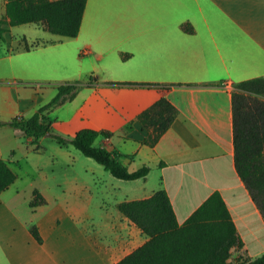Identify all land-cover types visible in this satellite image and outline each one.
Masks as SVG:
<instances>
[{
  "label": "crops",
  "instance_id": "crops-1",
  "mask_svg": "<svg viewBox=\"0 0 264 264\" xmlns=\"http://www.w3.org/2000/svg\"><path fill=\"white\" fill-rule=\"evenodd\" d=\"M5 3L0 0V19ZM184 23L193 32L183 30ZM26 25L31 24L9 27L5 42L0 40V120L31 117L58 85L96 74L72 101L49 111L53 132L72 137L81 129L109 131L111 136H99L96 144L130 171L149 166L150 172L131 181L136 194L114 203L96 192L94 198L78 177L59 185L57 193L49 186L14 188L17 177L0 194V264H116L148 240L118 203L160 189L179 225L219 193L243 242L233 257L264 254L263 215L235 169L232 106L236 84L264 77V0H87L75 38L52 34L33 40L19 28ZM23 38L40 45L24 50ZM110 83L126 85L113 90ZM128 84L168 88L165 96L177 114L154 147L143 143L149 131L137 117L161 94L155 87ZM3 133L15 146L4 149ZM39 142L0 127V159L13 170L12 164L41 153ZM59 147L57 155L75 173L76 154ZM153 174L156 182H150ZM35 189L46 203L31 207Z\"/></svg>",
  "mask_w": 264,
  "mask_h": 264
},
{
  "label": "trees",
  "instance_id": "trees-1",
  "mask_svg": "<svg viewBox=\"0 0 264 264\" xmlns=\"http://www.w3.org/2000/svg\"><path fill=\"white\" fill-rule=\"evenodd\" d=\"M5 18L0 19V40L9 27L38 24L45 32L66 38H75L80 31L87 0H5ZM182 29L191 33L187 23ZM21 48L29 50L40 42L28 44L21 40ZM128 57L122 54V58ZM95 77L64 83L57 86L55 96L39 108L31 117L18 116L9 121L0 120V127L13 129L30 137L36 143L42 137H51L63 147L72 146L84 156L93 159L113 177L134 181L145 178L149 166L130 171L104 147L98 146L99 136L109 138L106 130L81 129L72 137L56 134L52 130L48 113L53 108L72 101L78 92L90 86ZM113 90L125 83H110ZM155 87L161 97L138 115V120L149 131L143 143L154 147L174 121L177 111L166 98L167 86L160 84H128ZM234 163L239 177L246 184L254 202L264 218V77L248 79L236 84L232 93ZM17 179L7 161L0 159V194ZM46 203L35 189L31 207ZM118 210L133 222L148 240L116 264H264V254L249 258L241 252L233 260L235 252L243 248L236 227L219 193H213L193 214L179 225L167 192L155 191L142 199L118 203ZM33 237L41 243L36 227Z\"/></svg>",
  "mask_w": 264,
  "mask_h": 264
},
{
  "label": "rangeland",
  "instance_id": "rangeland-1",
  "mask_svg": "<svg viewBox=\"0 0 264 264\" xmlns=\"http://www.w3.org/2000/svg\"><path fill=\"white\" fill-rule=\"evenodd\" d=\"M19 28L28 30V34L30 37H33V40H45L46 37L50 38V36H53L35 24ZM84 62L86 64V61ZM95 75L96 74H90L87 79L91 76L94 78ZM52 119H54L53 116L51 117V120ZM4 135L3 133L2 144L4 145V149H8L10 145L15 146L14 140ZM40 139L41 142H39V144L41 153L31 154L28 158H22L18 165L12 164V168L18 177V182L14 188L29 192L33 185L41 191L49 186L53 193H57L60 192L61 186L62 188L64 187L62 184L63 182L67 179L73 181L75 177H78L79 182L90 187L89 191L94 198L97 193V196L99 195L102 198L108 199L110 203L124 199L127 196L132 197L136 194L131 192L136 187L135 183L113 177L101 165L96 163L93 159L84 156L72 146H69V148L76 154L77 158L73 161V171H75V173H70L71 171L69 168L71 167L67 169L64 164L66 163V159L57 155L56 150L60 147L56 141L51 137H42ZM30 148H32L31 145H29V149ZM19 150L23 152L22 149L19 148ZM152 176L150 182H156L158 177L157 174H153ZM112 186L118 190L116 189V192L114 190L110 191ZM151 186L152 184L149 183L148 187ZM232 258L235 260L233 256Z\"/></svg>",
  "mask_w": 264,
  "mask_h": 264
},
{
  "label": "built area",
  "instance_id": "built-area-1",
  "mask_svg": "<svg viewBox=\"0 0 264 264\" xmlns=\"http://www.w3.org/2000/svg\"><path fill=\"white\" fill-rule=\"evenodd\" d=\"M225 86H229V84H228V83H226V84H225Z\"/></svg>",
  "mask_w": 264,
  "mask_h": 264
}]
</instances>
